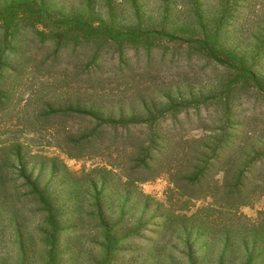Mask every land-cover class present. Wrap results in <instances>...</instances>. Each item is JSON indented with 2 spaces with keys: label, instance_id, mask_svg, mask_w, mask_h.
Masks as SVG:
<instances>
[{
  "label": "rangeland",
  "instance_id": "rangeland-1",
  "mask_svg": "<svg viewBox=\"0 0 264 264\" xmlns=\"http://www.w3.org/2000/svg\"><path fill=\"white\" fill-rule=\"evenodd\" d=\"M0 264H264V0H0Z\"/></svg>",
  "mask_w": 264,
  "mask_h": 264
},
{
  "label": "trees",
  "instance_id": "trees-1",
  "mask_svg": "<svg viewBox=\"0 0 264 264\" xmlns=\"http://www.w3.org/2000/svg\"><path fill=\"white\" fill-rule=\"evenodd\" d=\"M106 249H108L109 251H111V253L114 251V250H117V249H119V246H114V248H112V247H108V248H106Z\"/></svg>",
  "mask_w": 264,
  "mask_h": 264
}]
</instances>
